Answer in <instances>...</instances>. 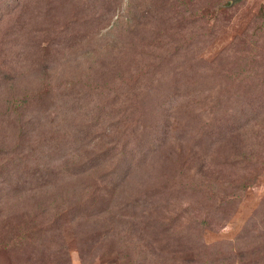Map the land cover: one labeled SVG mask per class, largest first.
I'll list each match as a JSON object with an SVG mask.
<instances>
[{"label": "rangeland", "instance_id": "374dc122", "mask_svg": "<svg viewBox=\"0 0 264 264\" xmlns=\"http://www.w3.org/2000/svg\"><path fill=\"white\" fill-rule=\"evenodd\" d=\"M0 264H264V0H0Z\"/></svg>", "mask_w": 264, "mask_h": 264}, {"label": "water", "instance_id": "95a60500", "mask_svg": "<svg viewBox=\"0 0 264 264\" xmlns=\"http://www.w3.org/2000/svg\"><path fill=\"white\" fill-rule=\"evenodd\" d=\"M236 1H239V0H233V2H236Z\"/></svg>", "mask_w": 264, "mask_h": 264}]
</instances>
